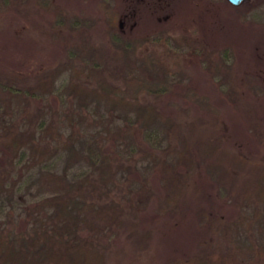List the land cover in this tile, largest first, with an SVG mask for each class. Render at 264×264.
Segmentation results:
<instances>
[{"label": "trees", "instance_id": "16d2710c", "mask_svg": "<svg viewBox=\"0 0 264 264\" xmlns=\"http://www.w3.org/2000/svg\"><path fill=\"white\" fill-rule=\"evenodd\" d=\"M0 2L79 65L69 84L0 71V264H264V156L231 155L215 109L168 113L165 100L198 96L164 40L140 51L113 21L99 44L50 0ZM228 50L207 51L205 68L264 154L259 93ZM188 215V250L154 257Z\"/></svg>", "mask_w": 264, "mask_h": 264}, {"label": "rangeland", "instance_id": "374dc122", "mask_svg": "<svg viewBox=\"0 0 264 264\" xmlns=\"http://www.w3.org/2000/svg\"><path fill=\"white\" fill-rule=\"evenodd\" d=\"M50 1L93 30V40L99 44L107 42L105 35L113 21L122 22L126 38L133 41L143 39L138 46L140 51H160L159 42L164 40L171 54L180 56L183 79L194 86L193 93L198 96L197 100L192 98L187 102L173 99L177 100L173 106L168 104L169 99L165 100L168 113L180 112L183 116L196 118L209 108L215 109L220 114L219 126L231 155L257 159L264 156L244 120L223 94L217 82L220 76L209 74L203 60L207 51L228 46L237 78L242 84L250 83L251 93H259L258 100L264 108V0H247L239 8L232 7L227 0ZM10 8L0 2V71L20 76L50 73L56 80L64 78L69 84L79 65L68 59L61 41L41 36ZM76 79L89 85L93 91L97 88L96 82L88 76L80 75ZM15 111L12 107L9 114ZM134 133L141 138L139 132ZM155 185L157 188L161 186L158 178H155ZM194 218L188 215L183 224L189 225H181L183 228L162 238L160 245L152 251L154 257L161 259L168 254L180 255L187 251L192 244L190 233L195 228Z\"/></svg>", "mask_w": 264, "mask_h": 264}, {"label": "water", "instance_id": "95a60500", "mask_svg": "<svg viewBox=\"0 0 264 264\" xmlns=\"http://www.w3.org/2000/svg\"><path fill=\"white\" fill-rule=\"evenodd\" d=\"M233 6H240L242 3L246 2L247 0H227Z\"/></svg>", "mask_w": 264, "mask_h": 264}]
</instances>
